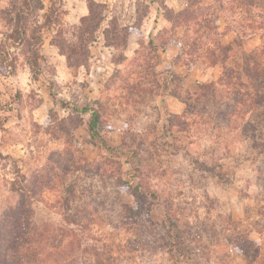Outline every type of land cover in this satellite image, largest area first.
Wrapping results in <instances>:
<instances>
[{
    "label": "rangeland",
    "instance_id": "374dc122",
    "mask_svg": "<svg viewBox=\"0 0 264 264\" xmlns=\"http://www.w3.org/2000/svg\"><path fill=\"white\" fill-rule=\"evenodd\" d=\"M50 1L26 18V39ZM62 1L60 24L39 32L38 75L25 43L0 47L13 65L0 74V117L8 115L0 130L5 264L20 263L15 233L43 237L40 245L25 241L51 259L32 257L35 264H264V0H95L104 19L77 67L50 41L60 28L69 39L88 1ZM7 2L0 0V41L14 25L2 13ZM187 8L218 17L201 27L206 41L217 38L216 21L224 67L252 94L242 116L230 114L229 98L211 97L191 99L183 114L190 93L224 70L199 58L190 64L200 56L190 44L199 27L185 31L178 16ZM173 38L181 43L161 48ZM49 90L95 107L105 142H91L88 115L54 103ZM32 187L29 211L17 210L23 197L13 189ZM15 217L27 219L24 227Z\"/></svg>",
    "mask_w": 264,
    "mask_h": 264
},
{
    "label": "trees",
    "instance_id": "16d2710c",
    "mask_svg": "<svg viewBox=\"0 0 264 264\" xmlns=\"http://www.w3.org/2000/svg\"><path fill=\"white\" fill-rule=\"evenodd\" d=\"M87 1H88V12L86 15L80 18L79 24L74 26L73 31H69V39L65 35L66 32L60 28L56 32V35H54L50 41L52 45L58 48L59 53L66 57V61L69 66L77 67L87 62L89 46L93 41H95L96 39L95 34L100 28L101 22L104 19V11H105L104 5L95 2V0H87ZM63 6L64 4L62 0H51L49 10L47 13H45L44 22L35 24V27L30 30L31 35L29 36L30 40H28L26 39L27 27L25 24V20L27 17L33 16L34 11H39L44 9L43 0H8L6 7L2 9V13L3 15H5V18H8L10 22L12 21L14 25L12 27V33L10 32L8 34H4V39L0 41V47L5 49L11 45L10 44L11 42L17 44H19L20 42L25 43L27 47V51L31 54L26 57V61L27 63H29V66L33 70V72L38 75L39 69L37 66V60L40 56L39 47L43 41L42 35L39 32H41V30L47 26H52V25L55 26L60 24L59 23L60 17L63 13H65V10H62ZM218 9L219 11H221V13L225 11L226 10L225 4L222 3L221 5H219ZM178 18H180V21L183 23V26H185L184 27L185 31H189L191 24H193V26L196 25L199 27L192 29L193 34L197 36L193 37L190 44L191 47H193V51L194 52L198 51L200 56H198L195 60H191L190 64H193L199 58L204 64L207 63L209 67H214L216 64L222 63L224 68L221 76L216 81L202 84L198 88V91L196 90L190 93L193 95V97L188 98V100L190 99L189 103H186V101L184 102L187 108L185 109L183 114L184 115L188 114L187 110L191 108L190 105L193 103L191 99L193 100L196 99L195 101L200 102L204 100L205 97H211L214 100H216L217 98L218 99L229 98V106L233 108V111H231L230 114L242 116V114L244 113L243 108L250 105L249 101L252 99V94L248 92H243L242 88H240L241 85L239 84V79L235 75V72L230 68L224 67L225 55L223 52L226 50V47L222 45L220 43V39H218L219 33L216 31L218 29L216 21L214 25L211 27L210 33L212 29H214L213 31L216 32L217 38L211 37V39L209 38L210 40L208 39L206 41L207 34L205 32V28L203 27L202 29L201 27L202 23L205 24L212 23L213 20L217 19L218 17L215 16L214 12L212 11L209 12L208 10H206V8L203 10L202 9L197 10L194 13L189 12V9L187 8L183 10L182 15L179 14ZM262 24H264V18ZM129 29L131 28H128V31ZM104 37L107 41V44L108 42L110 44H115L108 41L107 34H104ZM262 39H263L262 46L264 47V27H263ZM211 40L214 41L210 42ZM179 43H181L180 39L178 40V38H173L168 42L167 45L165 46L163 45V47L161 48L167 49L170 45L178 46ZM218 51H223L221 53L222 55H220ZM5 54H6L5 57L3 56L0 57V64H1L0 74H2L3 72L9 73L13 69L12 59L10 57V54L9 53L8 54L5 53ZM185 65L187 66V64ZM248 75L251 76L249 71H248ZM50 94L54 98V103L59 101L61 107L63 108L71 107L76 112L87 114L88 115L87 129L91 142L95 143L97 139H99L103 143L105 142V139L101 137L100 129H99L101 123L100 112L95 107L87 103L86 105L80 108L78 105L71 104L70 102H68V100H65L63 98L62 99L59 98V100H57L56 94L52 92H50ZM230 102L232 103V105L230 104ZM175 117H177V114H175ZM7 119H8V115H3L2 117H0V130L3 128V125ZM183 123L186 125L188 124V117H184ZM109 149L113 150V148L111 147H109ZM137 189H138L137 186L130 188L135 198L138 197V193H139ZM14 191L19 192L20 195L23 197V200L19 203L17 210L23 209L29 211L28 210L29 204L25 199H27V197H30V193L35 192L34 187L30 189H26V188L13 189V192ZM26 192H27V196L25 195ZM22 218H23L22 223H19V219L17 217H15L14 220V225H18L19 229H21V227H24V225L27 223V219L24 217ZM30 240H32L33 242H37L40 245L41 242L43 241V237H41L37 241V239L33 240L31 236L28 235L19 236V234L15 233V237L12 238V244L14 245L13 247L14 252L18 257L17 258L18 262H20L18 264H35L34 261L31 259L32 257H38V259L41 262L42 259L45 262L51 261V259H48L43 255L44 252L42 251L41 247H39L40 248L39 254L31 253L29 251V247H27L25 244V241H30ZM40 257H42V259ZM6 258L7 257L3 256V254H0V260L2 261V264H5L7 262ZM55 260L56 259H53L51 263H56Z\"/></svg>",
    "mask_w": 264,
    "mask_h": 264
},
{
    "label": "crops",
    "instance_id": "0c3cea01",
    "mask_svg": "<svg viewBox=\"0 0 264 264\" xmlns=\"http://www.w3.org/2000/svg\"><path fill=\"white\" fill-rule=\"evenodd\" d=\"M243 42H245V41L243 40ZM226 44H228V43H226ZM49 95L51 96V94H50V90H49ZM51 97H52V96H51ZM79 107H80V106H79ZM177 108L180 109V110L182 109V107H180V106L177 107ZM177 112H179V111H177ZM175 113H176V112H175Z\"/></svg>",
    "mask_w": 264,
    "mask_h": 264
}]
</instances>
